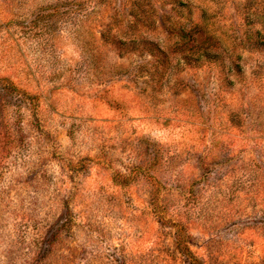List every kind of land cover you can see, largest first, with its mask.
Segmentation results:
<instances>
[{
    "label": "rangeland",
    "instance_id": "374dc122",
    "mask_svg": "<svg viewBox=\"0 0 264 264\" xmlns=\"http://www.w3.org/2000/svg\"><path fill=\"white\" fill-rule=\"evenodd\" d=\"M0 264H264V0H0Z\"/></svg>",
    "mask_w": 264,
    "mask_h": 264
},
{
    "label": "trees",
    "instance_id": "16d2710c",
    "mask_svg": "<svg viewBox=\"0 0 264 264\" xmlns=\"http://www.w3.org/2000/svg\"><path fill=\"white\" fill-rule=\"evenodd\" d=\"M175 10H176V6H175ZM178 11H179V9H178ZM179 12H180V11H179ZM180 16H181V17H180L181 19H182V17H183V20H184V21H189V19L186 20V19L184 18L185 15H180ZM190 28H191V27H190ZM193 28H194V27H193ZM179 30H180V29H179ZM187 32H188L187 30H185V29H181V32L179 33V37H180L181 39H187V38L190 36L189 33H187ZM257 34L259 35L260 33L258 32ZM254 36H256V34L250 35V36H249V40L253 42V40H254L253 37H254ZM188 39H189V38H188ZM258 39H259V38H258ZM189 40H190V39H189ZM259 42H260V39H259ZM259 44H261V43H259ZM205 54H207V55H206V58L204 57L206 61H216V62H219V60H218L219 58H216L217 55H210V54H208V53H205ZM192 55H193V56H196V54H192ZM187 58H189V57H187ZM193 58H194V57H193ZM193 58H192V59H193ZM201 58H202V57H200V56H196V61H197V62H200ZM189 64H191V63H189Z\"/></svg>",
    "mask_w": 264,
    "mask_h": 264
}]
</instances>
